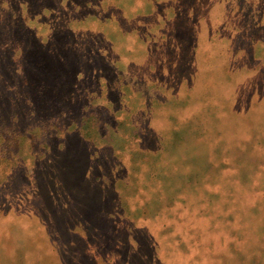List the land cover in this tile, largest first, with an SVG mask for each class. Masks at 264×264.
<instances>
[{"label":"rangeland","instance_id":"rangeland-1","mask_svg":"<svg viewBox=\"0 0 264 264\" xmlns=\"http://www.w3.org/2000/svg\"><path fill=\"white\" fill-rule=\"evenodd\" d=\"M0 13V264H264V0Z\"/></svg>","mask_w":264,"mask_h":264},{"label":"trees","instance_id":"trees-1","mask_svg":"<svg viewBox=\"0 0 264 264\" xmlns=\"http://www.w3.org/2000/svg\"><path fill=\"white\" fill-rule=\"evenodd\" d=\"M1 18H8L10 21L15 22V18H13V16L10 15H6L5 13H0ZM22 25H25V22H21ZM43 120L38 121L37 124L30 126L27 130L24 131H13V130H9L7 129L6 131H3L2 129H0V136L2 138V142L3 145L0 146L3 150L5 154V160L10 162L11 164V170L16 167L17 165L22 164L25 161V157L21 156L20 154V142L24 139H28L32 140L33 142H31V146H32V156H34V161L37 164L42 158L45 157L46 153L44 151H42L43 149L40 148V150H34L33 147L36 143V139H33L32 137V132L38 128L40 131V135H41V143L45 144L44 150L47 148V144H48V140L51 137H55L56 133H54L53 131H50V127L52 125H58L56 128L60 129L62 131L63 128V121L60 122L59 117L57 118H53L54 120H51L50 118H45V116H43ZM76 124V127L79 128V123L74 121V125ZM33 127V129L31 128ZM76 128V131H78ZM38 149V148H37ZM31 156V157H32ZM34 163V164H35Z\"/></svg>","mask_w":264,"mask_h":264}]
</instances>
